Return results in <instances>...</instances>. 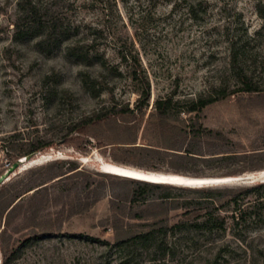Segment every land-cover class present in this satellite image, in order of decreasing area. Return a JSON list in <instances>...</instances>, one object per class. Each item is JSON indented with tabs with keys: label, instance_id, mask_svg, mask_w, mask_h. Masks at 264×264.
Here are the masks:
<instances>
[{
	"label": "rangeland",
	"instance_id": "374dc122",
	"mask_svg": "<svg viewBox=\"0 0 264 264\" xmlns=\"http://www.w3.org/2000/svg\"><path fill=\"white\" fill-rule=\"evenodd\" d=\"M38 2L47 26L56 30L52 45L61 38L51 52L39 48L37 37L16 36L17 0H0V175L14 160L19 163L0 186V264H264V218L236 226L233 205L217 212L227 218L224 230L191 227L148 245H114L160 220L192 222L206 211L197 203L167 210L158 204L160 192L134 202L131 178L116 174L264 172V90L237 91L233 62L238 57L264 88V0ZM76 40L91 44L106 64L71 58L66 46ZM136 62L151 85L144 113L78 126L102 109L135 107L141 92L131 76ZM82 72L99 80L98 95L84 84ZM224 91L203 109L186 110L190 101ZM166 96L172 110L161 120L155 101ZM191 121L213 132L194 137ZM38 141L52 146L26 159L24 153ZM186 149L213 158L180 157ZM59 173L65 174L49 180ZM244 184L251 183L218 186ZM209 195L175 190L172 199L197 202ZM36 233L41 237L28 242Z\"/></svg>",
	"mask_w": 264,
	"mask_h": 264
},
{
	"label": "trees",
	"instance_id": "16d2710c",
	"mask_svg": "<svg viewBox=\"0 0 264 264\" xmlns=\"http://www.w3.org/2000/svg\"><path fill=\"white\" fill-rule=\"evenodd\" d=\"M17 8L19 10V19L15 22L16 26V36L18 38L22 37H37V45L40 49L46 52H51L54 45H52V40L55 37L56 30L54 28L48 27L46 21L42 15V8L38 0H17ZM59 37V36H58ZM67 54L77 60L84 62L85 64H92L95 60H99L102 65L106 64V61L102 60L103 56L100 58L97 54L92 52V46L89 43L81 42L80 40H76L74 42L69 43L66 46ZM122 59L124 61L128 60V56L126 54H122ZM238 57L233 58L234 66L236 67V76L241 84L237 89L240 91L246 92H255L259 90H264L263 87L258 85L250 72H248L242 65L238 63ZM82 79L84 84L91 90L94 95H98L100 90L103 88H98L99 80L92 76L90 72H82ZM131 76L133 79L140 83V96L136 102L134 108H130L128 105L121 107H110L102 109L94 113L91 116L83 118L78 126H81L83 129L89 124L97 123L104 119H107L113 115H122L126 113H133L135 116L137 114L144 113V107L147 106L148 100L150 97V80L142 71V66L137 62L134 64ZM225 90V89H222ZM227 94L226 91L220 95H209L197 98L195 100L190 101L187 111L188 112H197L207 105L219 100ZM155 112L157 116L161 120H167L170 117V112L172 110V98L169 96L160 97L155 101ZM205 134L212 133L211 129L205 128L202 125H197L194 121L189 123V133L194 137H200ZM51 143H44L41 141L35 142L31 148H29L25 153L26 159L34 158L37 153L43 152L51 147ZM197 153L192 150H185V153H178L182 158L188 159H206L207 161L212 160L213 157H200L195 155ZM231 156V155H229ZM17 160H14L16 163ZM65 173H59L52 176L50 179H54L64 175ZM62 178V177H60ZM58 178V179H60ZM130 181L134 185V191L131 196V200L134 202L147 201L151 200V197L154 193L160 192L161 195L158 196L160 198L159 205H163L165 209L170 210L173 208L179 207H187L191 203H197L199 207L205 208L206 211L203 214L202 220L188 222L187 220H179L175 224H170L168 220H160L155 222L157 226L152 228L140 229L135 232L128 234L124 238L118 239L114 245L122 246L129 245L131 247H139L140 245H148L151 241L157 239V237L165 236L169 231L177 232L182 231L183 229H190L191 227H195L200 231L205 232H213L215 230H224L226 229L227 218L220 213H217L220 208L226 207L228 205H233L231 217L233 218L234 224L236 226H240L243 223L249 221H260L264 218V181H256L251 184H244L238 187H229V186H202V187H189V186H181V185H173L169 183L162 182H150L140 179L131 178ZM3 185V184H2ZM35 186L34 181L28 182L25 184L24 189L19 192L17 195L18 201L24 198V193L30 191ZM46 185L39 187L34 190V192H38L41 188ZM198 190L204 191L209 195L205 199H200L195 201H185V202H174L172 199V192L175 190ZM224 197V200L221 198ZM32 199V197H31ZM216 199H220V203L217 202ZM17 201V202H18ZM155 201V200H154ZM16 202V203H17ZM15 203V204H16ZM15 205L12 206L13 209ZM137 216H141V214H136ZM41 235L36 233L27 241L32 242L34 239H39ZM101 241V240H99ZM106 244H110V242L102 240ZM16 255V250L12 251L8 258H14ZM6 262L4 264H8Z\"/></svg>",
	"mask_w": 264,
	"mask_h": 264
},
{
	"label": "water",
	"instance_id": "95a60500",
	"mask_svg": "<svg viewBox=\"0 0 264 264\" xmlns=\"http://www.w3.org/2000/svg\"><path fill=\"white\" fill-rule=\"evenodd\" d=\"M20 162H22L20 160ZM19 165L18 162L14 163L13 166L8 167L0 175V186L10 178L11 174L14 172V169ZM176 174L175 177H160L154 179V182L164 181L165 183L189 187H202V186H218L223 184H229L231 182L241 181L243 183H254L256 181H264V172L262 174H252L240 176L239 178L234 177H205V176H194L187 174ZM235 179V180H233ZM142 180V179H141ZM162 182V183H164Z\"/></svg>",
	"mask_w": 264,
	"mask_h": 264
},
{
	"label": "bare ground",
	"instance_id": "6f19581e",
	"mask_svg": "<svg viewBox=\"0 0 264 264\" xmlns=\"http://www.w3.org/2000/svg\"><path fill=\"white\" fill-rule=\"evenodd\" d=\"M24 160H26V159H24ZM116 175H120V176L123 175V177H128V178H133V179H140V180L142 179V180L150 181V182H154V179H157V178H160V177H165V178L168 177V176L148 177V176H144V175H135V174H128V173L116 174ZM170 177H175V175H171ZM224 177H229V176H224ZM231 177H234V176H231ZM234 178H239V177H234ZM233 180H235V179H233ZM157 182H164V181H157Z\"/></svg>",
	"mask_w": 264,
	"mask_h": 264
}]
</instances>
